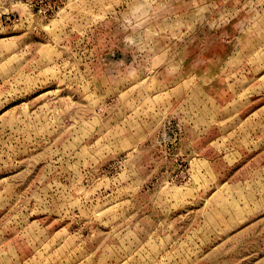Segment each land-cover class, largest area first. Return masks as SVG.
Listing matches in <instances>:
<instances>
[{
	"label": "rangeland",
	"instance_id": "obj_1",
	"mask_svg": "<svg viewBox=\"0 0 264 264\" xmlns=\"http://www.w3.org/2000/svg\"><path fill=\"white\" fill-rule=\"evenodd\" d=\"M0 264H264V0H0Z\"/></svg>",
	"mask_w": 264,
	"mask_h": 264
}]
</instances>
